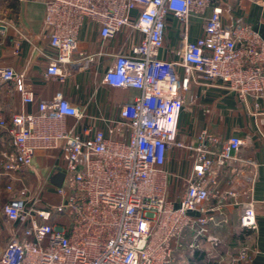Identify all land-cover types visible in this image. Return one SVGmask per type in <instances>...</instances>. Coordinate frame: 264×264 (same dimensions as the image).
<instances>
[{
	"label": "built area",
	"instance_id": "obj_1",
	"mask_svg": "<svg viewBox=\"0 0 264 264\" xmlns=\"http://www.w3.org/2000/svg\"><path fill=\"white\" fill-rule=\"evenodd\" d=\"M229 2H45L42 34L55 51L46 81L62 83L69 76L79 30L90 20L104 40L123 29L140 34L127 53L114 57L102 79L110 88L139 95L117 118L104 120L106 133L90 125L75 132L86 115L59 95L39 101L35 113H11L7 145L0 153V181L7 195L0 206V264H178L175 253L186 231L193 234L192 251L204 249L210 264H220L214 255L222 242L213 232L220 224L216 216L239 195L246 199L237 203L239 227L257 228L255 177L244 176L255 165L236 156L243 140L223 141L206 131L195 146L178 138L183 94L193 76L221 83L239 100L264 99V40L246 23L225 21ZM169 16L183 27L182 58L172 63L159 60ZM190 17L203 20L202 35L194 41L188 39ZM93 62L94 55L78 53V69ZM0 85L16 91L23 105L35 103L33 91L11 67L0 66ZM175 150L188 153L191 162L176 206L167 197L164 169ZM39 153L54 154L53 169L64 173L60 185L43 183L34 167ZM235 162L242 166L232 171L227 187L214 189L223 169ZM245 258L241 250L228 264Z\"/></svg>",
	"mask_w": 264,
	"mask_h": 264
},
{
	"label": "crops",
	"instance_id": "obj_2",
	"mask_svg": "<svg viewBox=\"0 0 264 264\" xmlns=\"http://www.w3.org/2000/svg\"><path fill=\"white\" fill-rule=\"evenodd\" d=\"M46 1L18 0V10L8 9L0 16V66L11 67L21 74L26 87L35 95L33 105H23L16 91L0 85V144L8 140L5 130L9 127L11 113H35L39 101L51 100L59 95L86 115L75 132L80 133L82 127L90 125L93 130L106 133L104 120L117 118L122 107L139 95L132 89L110 88L102 83V79L114 57L118 53H127L129 47L140 40V34L123 29L115 38L104 40L100 36L99 26L90 20H84L79 30L77 51L69 67V76L62 83L57 79H44L48 62L55 56V51L42 34ZM136 14L133 12V16ZM225 21L230 24L246 23L264 40V0H230ZM166 22L165 42L159 51V60L179 62L184 50L180 37L183 27L172 16ZM202 32L203 20L190 17L188 39L194 41ZM78 53L94 55V62L87 69H78ZM177 73L181 78L182 71L177 69ZM183 97L185 103L179 120L178 137L181 142L197 145L202 131L223 141L233 136L239 137L244 144L236 156L251 159L255 165L245 169L244 176L255 177L252 199L257 228L252 231L239 227L237 203L245 201V197L239 195L236 199H229L216 216L220 224L214 227L213 232L222 242L214 255L220 264H228V259L244 250L245 260L236 264H264V99L247 96L239 100L221 83L204 81L199 76H193ZM68 123L72 124L73 120L69 119ZM53 158V153H39L34 162L35 169L40 172V168L51 164ZM241 166V163L235 162L225 167L213 188L227 187L232 171ZM164 169L168 175L167 197L176 206L191 170L188 153L173 151ZM192 236V232L186 231L181 237V246L175 253L178 264H210L204 249L192 251L189 248Z\"/></svg>",
	"mask_w": 264,
	"mask_h": 264
},
{
	"label": "rangeland",
	"instance_id": "obj_3",
	"mask_svg": "<svg viewBox=\"0 0 264 264\" xmlns=\"http://www.w3.org/2000/svg\"><path fill=\"white\" fill-rule=\"evenodd\" d=\"M10 9V2L9 0H0V16L2 17L3 12H6V10ZM7 141L4 140L3 144H0V153L1 151L6 147ZM40 175L43 177V183L46 185V187L52 186V185H60L61 181L63 179L64 173L54 170L52 165L49 164L45 167L40 168ZM60 177V180H58ZM59 181L57 183L56 181ZM5 184L0 181V206H2L7 199V195L5 193ZM32 187H30L31 189Z\"/></svg>",
	"mask_w": 264,
	"mask_h": 264
},
{
	"label": "trees",
	"instance_id": "obj_4",
	"mask_svg": "<svg viewBox=\"0 0 264 264\" xmlns=\"http://www.w3.org/2000/svg\"><path fill=\"white\" fill-rule=\"evenodd\" d=\"M10 2V9L18 10V0H9Z\"/></svg>",
	"mask_w": 264,
	"mask_h": 264
},
{
	"label": "water",
	"instance_id": "obj_5",
	"mask_svg": "<svg viewBox=\"0 0 264 264\" xmlns=\"http://www.w3.org/2000/svg\"><path fill=\"white\" fill-rule=\"evenodd\" d=\"M58 180H60V177H59V179H58ZM58 180L56 181L57 183H59V181H58Z\"/></svg>",
	"mask_w": 264,
	"mask_h": 264
}]
</instances>
